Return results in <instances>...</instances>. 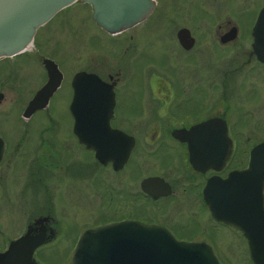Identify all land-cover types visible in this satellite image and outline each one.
<instances>
[{
    "label": "flooded vegetation",
    "instance_id": "af4514ba",
    "mask_svg": "<svg viewBox=\"0 0 264 264\" xmlns=\"http://www.w3.org/2000/svg\"><path fill=\"white\" fill-rule=\"evenodd\" d=\"M153 1L149 15L114 36L94 23L91 6L81 0L90 15L79 24L84 31L89 22L93 33L81 40L75 66L52 33L70 26L68 6L35 30L23 55L0 58V254L29 234L41 242L25 263L73 264L86 230L134 221L207 245L219 264H253L241 232L211 216L203 190L215 176L264 170V0L252 6L246 0H195L194 23L177 22L180 13H169L170 0ZM164 28L173 57L164 53ZM78 73L94 75L103 89L79 82L77 135L69 104ZM49 85L55 88L48 97L28 109ZM108 93L109 109L103 103ZM54 104L60 113H52ZM125 114L130 121L119 124ZM104 120L114 134L106 162L79 139L104 134ZM129 142L120 159L118 151ZM147 178L153 182L144 189ZM85 184L96 203L87 219L80 212ZM262 197L264 207V189ZM62 200L83 216L70 220L67 210L57 208ZM224 229L243 241L242 259L216 241Z\"/></svg>",
    "mask_w": 264,
    "mask_h": 264
},
{
    "label": "water",
    "instance_id": "95a60500",
    "mask_svg": "<svg viewBox=\"0 0 264 264\" xmlns=\"http://www.w3.org/2000/svg\"><path fill=\"white\" fill-rule=\"evenodd\" d=\"M77 0H0V58L14 54L23 55L31 44L35 30L51 21L64 8ZM91 6L94 23L112 35L130 29L154 9L153 0H83ZM81 79L103 86L92 74L78 73L72 80L73 96L69 110L74 116L73 131L78 135V86ZM55 86L42 88L28 104V109L37 108L35 101L47 98ZM104 106L111 108L112 96L107 94ZM110 112L108 113V115ZM107 119V118H106ZM88 122V121H86ZM106 132L93 136L90 133L79 137L86 146L95 150V156L106 162L112 159L110 152L113 132L107 120L100 122ZM93 130V129H92ZM111 132V134H110ZM92 139L93 141H89ZM132 143L124 152L125 159ZM123 159V160H124ZM194 164V156L190 155ZM205 165V164H204ZM152 178L143 180L142 187L152 183ZM264 170L250 167L229 172L225 178L208 179L203 197L211 216L237 228L248 245L253 264H264ZM40 239H31L25 234L12 242L0 260L20 258L21 264L31 258L40 244ZM31 264H34L31 261ZM73 264H219L212 250L203 243L177 240L166 229L147 226L137 222L104 225L86 230L73 253Z\"/></svg>",
    "mask_w": 264,
    "mask_h": 264
},
{
    "label": "rangeland",
    "instance_id": "374dc122",
    "mask_svg": "<svg viewBox=\"0 0 264 264\" xmlns=\"http://www.w3.org/2000/svg\"><path fill=\"white\" fill-rule=\"evenodd\" d=\"M80 1L81 0H77L76 2L69 5L66 8L67 12L69 13L70 26L65 28L66 30L64 32H61V33H60V31H53L52 32L53 38L54 39L60 38L61 43L64 44L67 54L69 56H71V58L74 62L73 66H75V64L77 65V62L80 59L79 56L81 54L79 55V53H80V50H82L81 40L83 38L87 37L88 36L87 34L93 33L92 32L93 30H92L89 22H85V29H86V30H84L85 32L82 30L83 28L81 29L82 24L80 26L79 19H82L83 17L85 18V15H87V18H88L90 15V9L88 6H86V9H83L80 5H78L79 3L81 4ZM238 1H241V0H238ZM246 1H248L247 4H250V6H252L251 4L257 0H246ZM193 2L195 3V0H170L168 3L172 4L174 7H170L169 13L171 15H174L173 11L178 10L180 14H178L177 22L179 20H181V18H183L184 20H187L190 23H194V18H193L194 11L191 7ZM151 32L152 31H149L148 34H151ZM166 33H168V30L166 28H164V30H162V32H160V34H161V36H163V38H164V35ZM82 34H84V35H82ZM165 40H166L165 38L163 39V41L161 40V42H164V44H163V49L165 50L164 53L166 54V56L173 57L171 55L172 49ZM89 47L90 46L86 47V48H88L87 52L85 53L86 57H89V55H90ZM85 56H84V58H85ZM87 63H88V61H87ZM254 72L258 73V74L260 73L263 75V73L260 70L258 71L256 69ZM60 111H61L60 104H54L52 107V113L58 114V113H60ZM129 116L130 115L125 114V120L123 118H120L121 116H119L117 119V122L119 124H127L130 121ZM102 178L112 179V178H114V176L113 175H110V176L102 175ZM84 188H85V191H84V208L80 212H84V214L87 215V217H86V219H87V218H89L88 214H90L89 216L92 217V214L94 213V211H96V203L92 200L93 198L91 200L89 198V194H91L90 187L85 184ZM61 191L63 192V188L61 189ZM69 193H71L70 188H69ZM58 207L63 209V210H67L65 212H66V214L70 215L69 216L70 220L83 216V215H81V216L78 215L80 212L77 211L76 206H74V208H73V206H71L70 204H67V202H64L63 200L57 202V208ZM73 210L76 213L75 212L73 213L72 212ZM105 210L107 211V207ZM215 238H216V241L223 243V246H228L229 253L231 254V256L234 255L240 259L243 258L244 254H245V250L241 249V247H242L241 244L243 241L241 240V238L237 234L235 235V234H233V232L224 229V230H221L219 232V234L215 236ZM222 251H224L223 247H222ZM243 264H245V263L243 262Z\"/></svg>",
    "mask_w": 264,
    "mask_h": 264
}]
</instances>
